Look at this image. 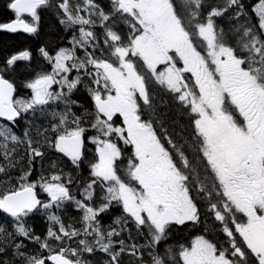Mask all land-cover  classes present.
<instances>
[{
	"label": "snow or ice",
	"instance_id": "6c2138e0",
	"mask_svg": "<svg viewBox=\"0 0 264 264\" xmlns=\"http://www.w3.org/2000/svg\"><path fill=\"white\" fill-rule=\"evenodd\" d=\"M8 7L0 264H264V0Z\"/></svg>",
	"mask_w": 264,
	"mask_h": 264
},
{
	"label": "flooded vegetation",
	"instance_id": "af4514ba",
	"mask_svg": "<svg viewBox=\"0 0 264 264\" xmlns=\"http://www.w3.org/2000/svg\"><path fill=\"white\" fill-rule=\"evenodd\" d=\"M100 2L102 4H105L107 2V0H100ZM10 14H11V16L6 20V22L15 18V13L13 10H11ZM24 18L29 19V17H27V16H25ZM52 20H53V16L51 13H47V12L42 13V21H41L42 22V33L40 36H37L35 34L26 33L23 30L16 31L15 33H10L11 35H19L18 37H21L22 39H24V37H25L28 40V42H25L23 44L19 43L18 49L16 48L15 50H22L25 47H29L34 51V54H35V49L37 47L41 46L45 39L49 38L46 35V33L51 32L50 24L52 23ZM57 27L59 28L60 32L62 33L63 32V26L57 25ZM2 32H3V30H0V33H2ZM63 35L65 36V40H64L65 46H69L67 44V41L71 38V32L69 31L68 33H64ZM22 63H26V62H22ZM0 66H2V65H0ZM18 93L26 96V95L30 94V90L25 89L21 85L18 84ZM159 111L161 113H164L165 111H168V110L165 109L164 107H161L159 109ZM169 116H171V113H169ZM167 119H168V117H165L166 126H167ZM61 166L65 167L66 170H69V171L72 170L70 162L67 160V158L63 159ZM82 171L84 172L85 175H87V172H88L87 166H84ZM73 177L75 179V172H73ZM73 192L75 193V189H73ZM67 214L70 216L78 215V213L72 207H69ZM31 223L35 227L37 235H40L42 232H45L46 228L48 226V221H47L46 217H44V216L34 217L31 221Z\"/></svg>",
	"mask_w": 264,
	"mask_h": 264
},
{
	"label": "trees",
	"instance_id": "16d2710c",
	"mask_svg": "<svg viewBox=\"0 0 264 264\" xmlns=\"http://www.w3.org/2000/svg\"><path fill=\"white\" fill-rule=\"evenodd\" d=\"M10 2L11 0H0V23L4 21L6 22V20L11 16L10 12L12 9L8 7ZM256 2H258V0H245V3L248 5H252ZM18 36L19 35H11L7 32L0 33V58L18 48L19 43L23 44L28 42L25 37L22 39Z\"/></svg>",
	"mask_w": 264,
	"mask_h": 264
},
{
	"label": "water",
	"instance_id": "95a60500",
	"mask_svg": "<svg viewBox=\"0 0 264 264\" xmlns=\"http://www.w3.org/2000/svg\"><path fill=\"white\" fill-rule=\"evenodd\" d=\"M18 30H20V29H18Z\"/></svg>",
	"mask_w": 264,
	"mask_h": 264
},
{
	"label": "rangeland",
	"instance_id": "374dc122",
	"mask_svg": "<svg viewBox=\"0 0 264 264\" xmlns=\"http://www.w3.org/2000/svg\"><path fill=\"white\" fill-rule=\"evenodd\" d=\"M18 49V48H17Z\"/></svg>",
	"mask_w": 264,
	"mask_h": 264
}]
</instances>
